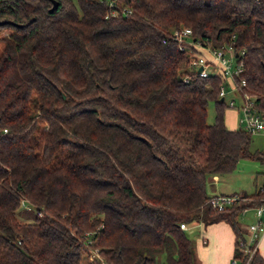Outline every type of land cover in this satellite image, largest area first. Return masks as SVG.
<instances>
[{
  "label": "trees",
  "instance_id": "obj_1",
  "mask_svg": "<svg viewBox=\"0 0 264 264\" xmlns=\"http://www.w3.org/2000/svg\"><path fill=\"white\" fill-rule=\"evenodd\" d=\"M112 3L0 0V264H199L186 226L219 221L244 260L243 211L264 183L222 211L207 184L264 152L226 125L224 79L197 76L172 33L244 50L264 110V0ZM249 264H264L258 250Z\"/></svg>",
  "mask_w": 264,
  "mask_h": 264
},
{
  "label": "built area",
  "instance_id": "obj_2",
  "mask_svg": "<svg viewBox=\"0 0 264 264\" xmlns=\"http://www.w3.org/2000/svg\"><path fill=\"white\" fill-rule=\"evenodd\" d=\"M111 5H114L112 0ZM172 37L178 43L179 49L189 55V66L191 70L195 71L197 76L207 78L211 75H220L224 79V83L220 88V96L225 101L231 94H238L242 98L243 103L239 108L236 107L234 99L226 102L228 108H237L238 112H243V115L238 117V125L252 134H264V110L256 106L254 98L245 89L247 86L246 79L242 77L245 51H236L233 45H228L225 48H216L210 44L194 40L192 38V30L188 27L175 30L172 33ZM230 51L233 53L232 57L234 56V58L228 55ZM240 200V194H222L212 196L208 202L214 210L222 211L229 206L238 204ZM22 206L28 210L31 209L25 201L22 202ZM248 210L247 208L244 209L243 213ZM254 210L257 220L249 226L248 241H239V246L244 253L245 259L240 260L234 256L231 264H249L251 258L258 250V245L264 232V199L262 205L254 208ZM89 235L88 233L87 236L89 237ZM88 242L89 245L92 244L89 239ZM99 258V249H90V259ZM102 264L107 263L102 262Z\"/></svg>",
  "mask_w": 264,
  "mask_h": 264
},
{
  "label": "crops",
  "instance_id": "obj_3",
  "mask_svg": "<svg viewBox=\"0 0 264 264\" xmlns=\"http://www.w3.org/2000/svg\"><path fill=\"white\" fill-rule=\"evenodd\" d=\"M228 117L225 115V123L230 129L238 128V112L228 110ZM214 183L220 181V176L211 178ZM264 183V182H263ZM261 183V185H263ZM260 185V186H261ZM258 187H256L257 189ZM253 192L241 191L234 194H251ZM216 194H229L224 191ZM230 194H233L230 192ZM246 223L249 225L256 222L254 209H249L245 214ZM186 231L193 240L196 257L199 264H231L236 250V235L232 226L226 221H219L211 224L192 222L186 226ZM258 251L264 258V232L261 236Z\"/></svg>",
  "mask_w": 264,
  "mask_h": 264
},
{
  "label": "rangeland",
  "instance_id": "obj_4",
  "mask_svg": "<svg viewBox=\"0 0 264 264\" xmlns=\"http://www.w3.org/2000/svg\"><path fill=\"white\" fill-rule=\"evenodd\" d=\"M8 30L6 28H0V38L7 35ZM0 40V44H1ZM228 55L231 58L233 53L230 51L228 52ZM231 99H234L236 102V107L239 108L243 100L238 94H231L226 99V102L230 101ZM237 108H227L225 111V115L228 117V110H236ZM238 112V111H237ZM215 103L211 101L208 105V117L207 121L209 124L214 123L215 121ZM243 112H238V117L242 116ZM251 150L252 151H262L264 152V134H252V143H251ZM264 182V164L260 163L256 160L251 159H242L237 169L228 174H224L220 176L219 182H213L211 179L208 180L207 184V190L208 193L211 196L215 195H222V194H216L218 192L224 191L225 195H233L234 192L240 193L241 191H248V192H254L256 190V187H260L261 183ZM233 193V194H230ZM245 213H243L242 218L245 219ZM19 216L22 220H33L34 212L26 211L24 209H20ZM245 222V220H243Z\"/></svg>",
  "mask_w": 264,
  "mask_h": 264
},
{
  "label": "water",
  "instance_id": "obj_5",
  "mask_svg": "<svg viewBox=\"0 0 264 264\" xmlns=\"http://www.w3.org/2000/svg\"><path fill=\"white\" fill-rule=\"evenodd\" d=\"M53 2H54V4H53V7L51 8L50 11H53L57 7V2L56 1H53ZM221 99L224 100V98H221Z\"/></svg>",
  "mask_w": 264,
  "mask_h": 264
}]
</instances>
